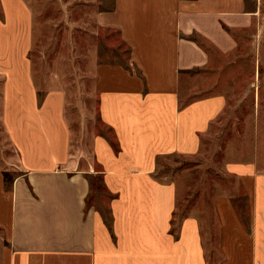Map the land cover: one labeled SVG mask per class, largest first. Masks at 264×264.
Wrapping results in <instances>:
<instances>
[{
	"label": "crops",
	"instance_id": "0c3cea01",
	"mask_svg": "<svg viewBox=\"0 0 264 264\" xmlns=\"http://www.w3.org/2000/svg\"><path fill=\"white\" fill-rule=\"evenodd\" d=\"M9 1L0 20V90L15 159L0 165V264H264V161L256 153L226 161L235 180L213 212L184 211L178 181L158 179L171 170L160 160L204 153L228 106L222 94L185 98L215 86L206 83L213 54L199 38L228 53L231 30L252 21L253 2L115 0L102 11L101 25L120 32L130 61L97 65L103 131L87 149L74 144L66 91L48 89L39 100L31 12ZM5 171L14 175L10 189ZM96 175L109 223L92 199L87 207Z\"/></svg>",
	"mask_w": 264,
	"mask_h": 264
},
{
	"label": "rangeland",
	"instance_id": "374dc122",
	"mask_svg": "<svg viewBox=\"0 0 264 264\" xmlns=\"http://www.w3.org/2000/svg\"><path fill=\"white\" fill-rule=\"evenodd\" d=\"M20 1L31 12L27 30L28 55L34 81L41 90L39 100L42 101L48 89L63 88L67 95L68 118L76 130V133L75 130L72 132L74 144L83 142L88 149L92 135L103 131L99 124L95 87L97 65L117 63L127 66L130 61V46L120 32L101 25L100 13L112 11L115 0ZM251 1L252 21L246 27L231 30L236 45L228 53L218 51L199 38L213 54V61L206 70V83L215 86L210 93L184 94L185 98L186 95L191 99L217 94L228 98L225 113L215 124L212 136L207 138L210 142L204 153L196 157L174 156L160 160L171 170L158 179L178 181L180 201L186 199L184 211L213 212L217 195L231 192L230 182L235 179L225 175L226 161L245 160L254 153L260 163L264 161V0ZM4 2L0 0V20L3 22L6 19ZM0 36V41L4 42L2 29ZM17 52H20L19 47ZM14 155L2 122L0 90V165L7 167L8 162L15 159ZM97 188L92 190V202L97 209L108 211V202L103 201L102 192L99 193ZM240 206L245 208L242 198Z\"/></svg>",
	"mask_w": 264,
	"mask_h": 264
},
{
	"label": "trees",
	"instance_id": "16d2710c",
	"mask_svg": "<svg viewBox=\"0 0 264 264\" xmlns=\"http://www.w3.org/2000/svg\"><path fill=\"white\" fill-rule=\"evenodd\" d=\"M194 38V37H193ZM4 177H5V182H6V186L7 187H9L10 185H11V182H12V180H13V178H14V175L12 174V173H10V172H8V171H5L4 172ZM90 181H91V186H92V190H94L93 188H95V187H99V188H97L98 190H99V193L100 192H102L101 193V196L103 195V194H106V192H103V190H101V184H103V182H102V179L100 178V176L98 175V176H93L91 179H90ZM100 184V185H99ZM93 195L90 193V195L88 196V203H87V207H89V205H90V199H91V197H92ZM103 215H104V218L106 219V221L109 223L110 222V209H109V207H108V211H105L104 210V208H102L101 210H99Z\"/></svg>",
	"mask_w": 264,
	"mask_h": 264
}]
</instances>
